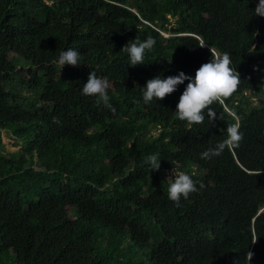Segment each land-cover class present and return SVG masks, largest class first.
<instances>
[{"label": "trees", "instance_id": "1", "mask_svg": "<svg viewBox=\"0 0 264 264\" xmlns=\"http://www.w3.org/2000/svg\"><path fill=\"white\" fill-rule=\"evenodd\" d=\"M239 1L248 24L232 13L238 0H0V252L11 260L0 264H264V81L254 69L264 63V17ZM229 13L242 30L226 28ZM167 15L170 31L227 52L240 73L238 90L211 106L215 121L177 118L188 81L143 101L149 79L194 78L198 56L212 59L193 36L164 38ZM137 37L156 44L133 67L122 49ZM68 49L79 66L59 65ZM91 71L109 80L115 113L82 94ZM237 119L239 146L201 159ZM154 153L159 171L144 163ZM172 168L199 189L180 207L167 195Z\"/></svg>", "mask_w": 264, "mask_h": 264}, {"label": "clouds", "instance_id": "2", "mask_svg": "<svg viewBox=\"0 0 264 264\" xmlns=\"http://www.w3.org/2000/svg\"><path fill=\"white\" fill-rule=\"evenodd\" d=\"M249 2L253 4V13L256 20L260 21L261 18L264 17V0H249ZM1 8L8 15V10L3 2L1 4ZM132 11L136 13L134 8H132ZM232 13L237 20L248 24L250 18L249 10L239 0L236 6H232ZM167 18L170 19L168 30L157 28V31L164 38L169 39L175 36H193L198 39L200 43L199 47L201 49L207 50L211 53L212 59L209 61L210 55L204 52L198 56L193 63L194 67H199L194 78L187 76L181 71L178 75L169 76L166 79L161 76L149 79L146 87L143 88V101L148 104L154 99L157 101L164 100L167 96L177 91V87L179 85L188 81L185 90L180 96L179 103L175 111L177 118L181 121L187 122L188 124H201L205 119V112H207L208 117H210L212 121H215L216 113L211 106L214 103L222 102L223 98L232 96L238 90L242 82L240 73L233 67L232 60L227 52H217L194 34L175 33L170 31L174 25V21L171 19L170 15H167ZM226 28L232 31L242 30L233 26L231 23L230 13ZM155 44L156 41L152 37H148L144 41H141L137 37L135 40L129 41L122 51L129 54L130 64L135 67L137 65L144 64L145 53L151 51ZM80 60L81 54L78 51L68 49L60 52L58 63L63 67L65 65L77 67L80 65ZM110 87V82L106 77L100 78L97 76L95 71H91L87 83L83 85L82 94L90 97H98L99 100L103 101L106 107H109L110 110L115 113V108H113L109 103L110 97L108 95V89ZM244 96L248 97L253 104L257 103L259 100L256 94L252 95L248 91L244 93ZM225 109L229 112L226 107ZM54 122L59 123L58 118H54ZM194 127L196 126H191L190 129ZM240 128L241 124L238 119L235 123L228 124L226 128V139L217 143L214 148L210 147L205 150L201 154V159H211L212 157L220 156L225 148L232 149L238 147L240 142L243 140V133L240 131ZM157 132V130H153L151 134L156 135ZM144 163L149 165L152 171H159L161 168V158L159 153L149 155ZM164 175L167 179L168 198L173 201L177 207L181 206V198L186 200L190 194L199 190L197 188V182L189 173L172 168L165 170ZM199 187L203 188L204 185L201 183ZM253 256L254 253L248 251L246 261L250 262L253 259Z\"/></svg>", "mask_w": 264, "mask_h": 264}, {"label": "rangeland", "instance_id": "3", "mask_svg": "<svg viewBox=\"0 0 264 264\" xmlns=\"http://www.w3.org/2000/svg\"><path fill=\"white\" fill-rule=\"evenodd\" d=\"M9 56L13 57V56H15V54L10 53ZM254 69L257 72L258 78H260L262 81H264V63H259V64L254 65ZM25 95L27 96L28 93L25 92ZM1 138H2V142L5 144V148L8 152L14 153L18 150V146H15V140H14V136L12 134L3 130V131H1ZM0 261L2 263H10L11 262V260L7 257V255L3 252H0Z\"/></svg>", "mask_w": 264, "mask_h": 264}]
</instances>
